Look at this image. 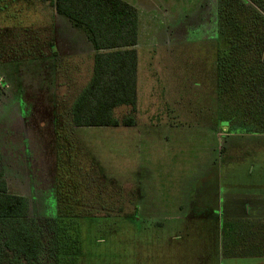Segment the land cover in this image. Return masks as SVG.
I'll return each instance as SVG.
<instances>
[{"label": "rangeland", "instance_id": "1", "mask_svg": "<svg viewBox=\"0 0 264 264\" xmlns=\"http://www.w3.org/2000/svg\"><path fill=\"white\" fill-rule=\"evenodd\" d=\"M127 1L140 13L138 100L115 116L136 123L74 128L68 111L94 64L86 35L61 15L56 27L46 0H0L10 190L29 198L33 216L62 215L61 196L69 199L91 222L85 264H260L248 251L264 229V133L227 134L216 92L219 0ZM184 199L196 218L181 212ZM117 215L141 223L114 228ZM142 219L160 223L147 238Z\"/></svg>", "mask_w": 264, "mask_h": 264}, {"label": "trees", "instance_id": "2", "mask_svg": "<svg viewBox=\"0 0 264 264\" xmlns=\"http://www.w3.org/2000/svg\"><path fill=\"white\" fill-rule=\"evenodd\" d=\"M46 1L86 35L94 50L90 80L68 111L70 123L74 128L134 125V114L118 119L115 109L131 105L135 110L138 100V8L127 0ZM218 38L216 92L227 131L264 133V1L219 0ZM3 161L0 142V264H85L90 220L76 214L63 196L62 215H31L29 198L10 190ZM127 220L129 227L141 223L136 215H117L108 223L115 228ZM142 220L147 238L148 227L160 223ZM104 222L93 223L100 228ZM248 252L264 256V229L249 238Z\"/></svg>", "mask_w": 264, "mask_h": 264}, {"label": "crops", "instance_id": "3", "mask_svg": "<svg viewBox=\"0 0 264 264\" xmlns=\"http://www.w3.org/2000/svg\"><path fill=\"white\" fill-rule=\"evenodd\" d=\"M53 11H54V9H53ZM53 19H54V24H55V26L56 27H60V15L59 14H57L55 11H54V13H53ZM90 55L92 56V58H93V55H94V51H92L91 53H90ZM232 133H239V132H231V133H228V131H227V134H232ZM184 198H187V196L186 197H184ZM190 198V197H189ZM186 200H188V199H184V204H182V208H181V212L184 214V212L185 211H187V213H191V215L189 216V219H193V218H196L198 215H197V212L196 211H193L192 212V210L191 209H189V208H186L187 207V205H189V203H190V201L192 200L191 198H190V201L188 202V201H186ZM185 201H186V203H185ZM207 203V202H206ZM185 204H187V205H185ZM184 205L186 206V207H184ZM208 213H210L209 211H207ZM199 213V212H198ZM200 216V215H199ZM204 216V215H203ZM202 215H201V217H203ZM184 217V216H183ZM207 217H209L208 216V214H207ZM260 264H264V261L263 262H261Z\"/></svg>", "mask_w": 264, "mask_h": 264}]
</instances>
